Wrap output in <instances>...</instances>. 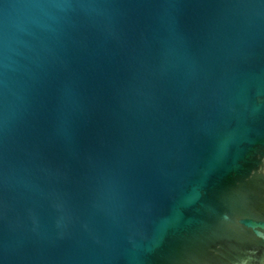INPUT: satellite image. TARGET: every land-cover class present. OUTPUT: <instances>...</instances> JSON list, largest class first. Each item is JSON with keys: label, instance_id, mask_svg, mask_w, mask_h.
<instances>
[{"label": "water", "instance_id": "1", "mask_svg": "<svg viewBox=\"0 0 264 264\" xmlns=\"http://www.w3.org/2000/svg\"><path fill=\"white\" fill-rule=\"evenodd\" d=\"M0 264H264V0H0Z\"/></svg>", "mask_w": 264, "mask_h": 264}]
</instances>
